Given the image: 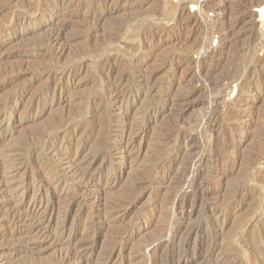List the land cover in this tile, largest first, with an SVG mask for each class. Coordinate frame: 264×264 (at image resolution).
I'll use <instances>...</instances> for the list:
<instances>
[{
  "label": "rangeland",
  "instance_id": "374dc122",
  "mask_svg": "<svg viewBox=\"0 0 264 264\" xmlns=\"http://www.w3.org/2000/svg\"><path fill=\"white\" fill-rule=\"evenodd\" d=\"M64 23L59 53L48 38ZM263 75L264 0H0V153L15 180L0 203L65 192L58 223L68 212L85 264H199L214 244L257 264ZM41 240L20 254L0 240V264H61Z\"/></svg>",
  "mask_w": 264,
  "mask_h": 264
},
{
  "label": "bare ground",
  "instance_id": "6f19581e",
  "mask_svg": "<svg viewBox=\"0 0 264 264\" xmlns=\"http://www.w3.org/2000/svg\"><path fill=\"white\" fill-rule=\"evenodd\" d=\"M223 1H225V0H223ZM164 9L168 10L169 12L172 11V9L175 10L174 8H172V6H170V8L165 7ZM68 26H69L68 23L62 24L48 38V43L51 44L59 53H63V51H64V48L62 47L61 41H62L63 34L65 33V30ZM19 56L14 55V57H19ZM255 63H257V62H255ZM254 80H255V76H254ZM257 82H260V81H257ZM244 83H247V82H244ZM253 87H255V86H253ZM16 116H17V113H16ZM1 117H2V115H0V120H1ZM124 120H126V117H124ZM142 134H143V132H142ZM127 146H126L127 149L130 147L129 150H132L134 148V143H131ZM9 152L10 151L8 150L6 153H4V152H3V154L0 153V162H1V164H0V198L1 197L4 198V196H5L4 194L10 193V191H11L10 189L13 188L14 187L13 185L15 184V183L13 184V182L15 181V180L13 181V178L12 179L8 178L6 180H3V179H5L3 177L5 174L3 175L2 173H4V171L7 168L9 170V168L11 166V163L8 162V160L6 159L8 154H11ZM77 159L71 158L70 155H68L66 153V160H68L69 169H70L69 172L72 173V175L75 178H79V181H82V183H84L86 181V184H88V185L93 184L95 182V178L92 175H90L88 170H85L82 168L84 163L79 162L80 160H77ZM82 170L86 171L87 173L82 171ZM46 184L48 185V183H46ZM102 191H103V189L97 188L95 196H94V200H97V201L100 200L99 199V197H100L99 193H101ZM64 195H65V192L62 193V192L52 190L51 192H47L46 194H44V196L40 197L41 198L40 203L37 205H31V204L26 205L23 202V200H21L22 198L19 197L17 200V198L15 196L10 198V200H8L7 203L2 204V202H1L0 203V212H3L2 214H4V216L3 215L2 216L5 218V221L8 224V230L6 231L5 234L0 236V240L2 241V243L4 242V245H5L4 246L5 252L8 254H15V253L20 254L21 252L24 253V251H28V252L29 251H35V252L37 251L38 252L42 248L41 243L39 242L40 239H43V240H41L42 243L45 239L48 243H50L48 245H51L54 249H56L58 247H59V249H63V252L58 256L59 262H61V264H68L70 262L75 263V264H85V262L89 256V253H90L89 248L87 247V245L80 243V241L77 237L76 228L72 229L71 227L68 226V220L67 219L69 218V213L64 212V214L61 216V218H62L61 221L58 223V218H59V214H60V212L58 210L59 209L58 205H59V201L61 200V198ZM190 206H192V205H190ZM212 227H214V226H212ZM54 230H57L59 232V236H53L52 231H54ZM220 231H221L220 228H219V230L213 231L212 232L213 237H214V235H217L218 233H220ZM198 232L199 231L197 229H192V230H190L188 235H189V237H191L192 235L198 234ZM209 235L210 234H208L207 238H209ZM204 236H207V235L205 234ZM19 241L22 242V245H16L15 244ZM123 242L126 243L127 240L123 239L121 241V243H123ZM151 246H152V244H151ZM211 246H212L211 248L209 246L210 249H209L208 256L201 258L199 264H231V262L229 261V259L227 258V256L225 254H223V253L222 254H216L217 249L220 248V246L218 244L217 245L214 244ZM1 247H3V246H1ZM39 247H41V248L39 249ZM153 247L152 248L150 247L151 249H149L147 255L153 256L152 253H153V250L155 248V247L154 248ZM115 249L116 248H112L111 250H109V253L107 254V260L111 259L113 257V255H115L114 254ZM184 250H186V249H184ZM117 252L118 251H116V253ZM187 253H189V252H187ZM256 253H258V252L255 251V255H256ZM178 255H179V252H178ZM262 255H264V254L262 253ZM185 256H186V254H185ZM179 258H180V255H179ZM255 259H256V256H255ZM149 260L146 262L149 263ZM165 261H167V260H165ZM86 263H88V262H86ZM257 264H264V256H263V258H261L257 261Z\"/></svg>",
  "mask_w": 264,
  "mask_h": 264
}]
</instances>
